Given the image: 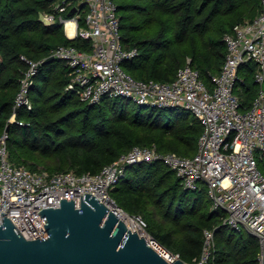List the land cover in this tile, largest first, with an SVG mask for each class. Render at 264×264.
Here are the masks:
<instances>
[{
  "label": "trees",
  "instance_id": "trees-1",
  "mask_svg": "<svg viewBox=\"0 0 264 264\" xmlns=\"http://www.w3.org/2000/svg\"><path fill=\"white\" fill-rule=\"evenodd\" d=\"M56 0H0V135L9 127L10 158L31 170L51 173H97L134 145L156 144L163 152L193 156L203 124L184 107L156 108L134 104L122 96L100 103L82 99L67 89L70 68L61 58L41 63L31 86L32 109L20 108L10 120L29 68L23 56L43 62L61 44L92 47L69 37L60 21L47 23L42 13ZM123 43L139 53L124 62L141 79L173 81L191 58L201 78L213 87L227 55L224 35L236 23L253 19L261 0H117ZM257 64L240 66L236 93L241 109L252 106L260 85ZM264 172V157H259ZM130 215H141L146 230L188 262H198L206 245V230L214 231L210 264H260V239L245 226L238 229L215 208L207 184L185 188L176 170L165 162L141 161L111 190Z\"/></svg>",
  "mask_w": 264,
  "mask_h": 264
},
{
  "label": "built area",
  "instance_id": "built-area-1",
  "mask_svg": "<svg viewBox=\"0 0 264 264\" xmlns=\"http://www.w3.org/2000/svg\"><path fill=\"white\" fill-rule=\"evenodd\" d=\"M73 7L76 12L69 17ZM42 18L47 23L60 21L69 37H80L92 44L91 48L61 44L52 49L50 55L65 60L70 68L67 89L75 90L91 103H100L105 96H122L149 107H184L199 117L204 128L193 156L163 152L156 144L134 145L101 171L82 174L36 171L13 162L6 129L0 135V223L2 211L7 212L9 207L8 216L27 238L37 236L25 216L31 218L41 236H47L46 218L37 212L58 206L57 192L59 205L62 192L69 199L70 191V200L73 192L80 207L82 191H86L125 211L111 190L126 176L128 166L160 160L176 170L185 188L197 190L207 184L213 206L229 209L225 222L238 229L245 222L264 239V172L259 166V157L264 155V0L253 19L236 23L224 35L228 51L221 71L213 76V87L201 78L191 58L178 69L173 81L141 79L128 72L124 62L137 56L139 49L123 43L117 0H56L53 11L42 13ZM69 20L74 22L73 29ZM23 57L29 68L21 78L15 111L10 118L19 124L25 120L17 119V111L33 108L31 86L41 62ZM248 61L257 64L255 78L260 88L252 106L242 110L236 87L241 79L240 66ZM131 216L146 230L147 222L141 215ZM205 233L200 264H210L214 257V231L208 229Z\"/></svg>",
  "mask_w": 264,
  "mask_h": 264
},
{
  "label": "water",
  "instance_id": "water-1",
  "mask_svg": "<svg viewBox=\"0 0 264 264\" xmlns=\"http://www.w3.org/2000/svg\"><path fill=\"white\" fill-rule=\"evenodd\" d=\"M75 12L76 7H73L69 17ZM55 58L53 54L49 55L40 64ZM57 204L37 212L46 218L47 236H41L31 218L25 216L36 238H27L23 234L18 224L8 216L9 207H6L7 212L2 211L0 264H200L186 261L151 234L149 239L140 224L139 229L136 228L131 217L134 228L129 226L117 210L94 192L82 191L80 207L76 205L73 192L70 200V191L69 199L63 197L62 192L59 205L57 192ZM243 224L249 232L263 239L256 229L245 222Z\"/></svg>",
  "mask_w": 264,
  "mask_h": 264
},
{
  "label": "bare ground",
  "instance_id": "bare-ground-1",
  "mask_svg": "<svg viewBox=\"0 0 264 264\" xmlns=\"http://www.w3.org/2000/svg\"><path fill=\"white\" fill-rule=\"evenodd\" d=\"M74 24V22L72 21V20H69V25H73ZM70 33H71V31H70ZM72 34V33H71ZM112 209H114V210H117L118 211V215L120 216V218H122V219H124L126 222H127V224L129 225V226H131L132 228H134L133 227V225H132V222H131V220H130V217L133 219V221H134V223H135V226H136V228L137 229H139V226H138V221L135 219V217H132L131 215H129L127 212H125V211H123V210H121V209H119L118 207H116V206H110ZM142 229V228H141ZM140 231V230H139ZM142 231H145L144 229H142ZM145 233V232H144ZM146 234V233H145ZM147 235V234H146ZM148 237V236H147ZM149 239H151V236L150 237H148Z\"/></svg>",
  "mask_w": 264,
  "mask_h": 264
},
{
  "label": "rangeland",
  "instance_id": "rangeland-1",
  "mask_svg": "<svg viewBox=\"0 0 264 264\" xmlns=\"http://www.w3.org/2000/svg\"><path fill=\"white\" fill-rule=\"evenodd\" d=\"M131 102H133L134 104H136L137 105V102L136 101H134V100H131ZM263 157H264V155H263ZM143 232H145L146 234H147V232L146 231H143ZM150 233L148 232V234H147V236L148 237H150V235H149Z\"/></svg>",
  "mask_w": 264,
  "mask_h": 264
},
{
  "label": "crops",
  "instance_id": "crops-1",
  "mask_svg": "<svg viewBox=\"0 0 264 264\" xmlns=\"http://www.w3.org/2000/svg\"><path fill=\"white\" fill-rule=\"evenodd\" d=\"M72 9H73V8H72ZM72 9H71V10H72ZM71 10H70V11H71ZM72 16H73V15H72ZM72 16H70V17H72ZM69 26H70V29H73V25H69Z\"/></svg>",
  "mask_w": 264,
  "mask_h": 264
}]
</instances>
